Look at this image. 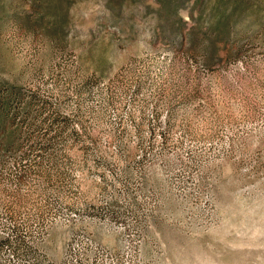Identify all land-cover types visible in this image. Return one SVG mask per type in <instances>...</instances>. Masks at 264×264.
<instances>
[{
  "label": "rangeland",
  "instance_id": "obj_1",
  "mask_svg": "<svg viewBox=\"0 0 264 264\" xmlns=\"http://www.w3.org/2000/svg\"><path fill=\"white\" fill-rule=\"evenodd\" d=\"M0 264H264V0H0Z\"/></svg>",
  "mask_w": 264,
  "mask_h": 264
}]
</instances>
